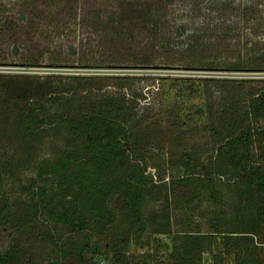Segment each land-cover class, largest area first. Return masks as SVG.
<instances>
[{
    "label": "trees",
    "instance_id": "1",
    "mask_svg": "<svg viewBox=\"0 0 264 264\" xmlns=\"http://www.w3.org/2000/svg\"><path fill=\"white\" fill-rule=\"evenodd\" d=\"M262 1L249 0L248 5L241 9L244 8V15L251 20L252 26L245 43L253 45L254 51L259 50V55L251 59L252 65L235 61L232 55H228L226 50L233 46L232 43L223 46L204 39L203 28L199 26L183 38L185 46L182 48L187 54L183 62L188 63L186 68L243 71L252 66L254 71H264ZM78 3L79 0H23L17 13L22 21L35 20L37 27L46 24L48 28L65 18L67 11L73 12L74 16ZM199 3L201 1H196L197 5ZM234 3L233 0L207 2L216 13L227 12ZM119 12L111 17L129 22L130 28L139 24L140 28L137 29L140 31L149 26L157 28L154 19L147 21L146 14L143 16V12L128 3L122 4ZM99 14L96 12L93 16ZM74 17L81 19L77 14ZM37 31L47 33L40 29ZM154 32L150 34L157 35ZM184 32L185 28L181 26L176 30V35L184 36ZM225 32L229 33L227 30ZM128 37L134 40L132 35ZM11 44L12 56H20V46ZM68 49L77 57L61 59L56 52L55 57L66 66H74V60L79 59V55L74 46ZM122 60L127 63L132 60L140 66L157 64L151 55ZM112 61L108 60L107 63ZM175 64L174 60L164 62L165 66ZM76 78L84 79L81 76ZM197 80L200 82L198 88L191 85L183 90L191 95L201 92L205 97L206 110L198 109L194 113L198 117L206 113L205 132L211 141L212 154L200 161L194 154L184 151L186 153L181 162L185 172L170 180V193L182 198L190 194L193 185H204L209 189V196H214L216 191L209 177L211 168L220 176L232 173L231 177L237 178L241 185L235 190L237 204L234 215L228 218L229 221L222 216L211 218L207 233L199 230L171 231L170 197L161 194L163 185L154 182L148 171V161L135 154V145L131 141L136 127L134 117L113 97H106L101 103H83L77 107L72 96H77L79 91L71 90L66 82H59L54 86L50 83L37 87L33 95L20 101L12 124V135L23 144L26 152L31 153L30 142L38 140L44 131H51L64 143L58 155L39 162L38 176L45 178L48 184L45 182L38 192H31V207L42 208L46 219L55 226H62L60 233L47 234L60 259H68L70 264H101L100 260H94L97 254H103L100 247L95 245L90 253L93 248L90 245L91 231L108 230L120 215L127 222V228L119 235L120 240L106 242L105 248L112 254L105 255L106 262L111 258L112 264L152 263L148 260L152 257L151 253L138 255L139 258L128 255L130 243L138 245L142 235L150 229L152 234L163 235L171 242L170 253L166 259H160L161 264H206L205 252L211 256L208 264H264V130L253 127L254 122L264 119V79L206 77ZM8 120L6 118L5 122ZM168 122L172 134H175L173 140L175 143L180 141L178 146L185 149L187 139H192L185 119L169 115ZM257 142L263 145V150L258 160L253 162L250 154ZM6 168L0 161V189ZM4 200L0 199V264H19L21 248L16 242L19 237L28 236V233L23 224L22 229L15 228L6 220L8 205ZM153 200L163 201L162 215H158L157 211H145ZM58 235L65 236V241L58 243ZM25 258L27 260V254ZM57 262L54 260L52 264Z\"/></svg>",
    "mask_w": 264,
    "mask_h": 264
},
{
    "label": "rangeland",
    "instance_id": "2",
    "mask_svg": "<svg viewBox=\"0 0 264 264\" xmlns=\"http://www.w3.org/2000/svg\"><path fill=\"white\" fill-rule=\"evenodd\" d=\"M22 1L0 0V161L7 167L0 199H5L8 205L6 220L15 228L22 229L23 224L28 233V236L23 235L16 242L21 248L19 264H52L54 260L58 264H70L68 259H60L58 250L47 237L48 233H60L62 226H55L46 219L42 208L31 207V192H38L45 182L48 184L45 178L38 176L39 162L58 155L64 147L63 140L54 137L51 131H44L38 140L30 142L29 154L12 135V124L20 101L33 95L37 87L50 83L54 86L66 82L71 90L79 91L77 96H72L77 107L83 103H101L106 97H113L134 117L136 127L131 141L135 145V154L148 161V171L154 182L163 185L161 194L170 197L171 231L199 230L207 233L210 231L208 223L211 218L222 216L229 221L228 218L236 212L235 190L240 185L237 178L231 177L232 173L220 176L211 168L210 183L216 191V197L209 196L208 187L193 185L190 194L180 198L170 193L169 184L173 177L185 172L181 162L186 153L184 151L194 154L200 161L212 154L211 141L205 132L206 113L201 117L194 113L198 109L206 110L205 97L201 92L191 95L183 89L191 85L198 88L200 82L197 79L206 77L264 79V71H254L252 66L243 71L186 68L188 63L183 62L187 55L182 48L185 46L183 38L200 26L204 39L223 46L232 43L233 46L226 50L228 55H232L235 61L252 65L251 59L259 55V50L254 51L253 45L245 43L252 26L251 20L244 15V8L241 10L248 5L249 0H233L235 3L231 9L218 13L209 8V0H79L74 12L81 19L67 11L65 18L48 28L46 24L37 27L38 22L35 20L22 21L19 18L17 10ZM196 1H201V4L197 5ZM127 3L143 12V16L146 14L147 21L154 19L157 28L149 26L140 31L137 29L140 28L139 24L132 30L129 22L111 17L120 14L121 5ZM262 10L264 19V4ZM96 12L101 14L93 16ZM181 26L185 28L184 36L176 35V30ZM38 29L47 33H39ZM154 30L157 35L150 34ZM128 35H132L134 40ZM11 43L20 46V56H12ZM71 45L77 50L79 59L74 60L76 65L66 66L55 55L57 53L61 59H74L76 55L69 53L68 49ZM205 54L208 53L205 51ZM150 55L157 63L154 66H140L132 60L131 63L122 60L141 59ZM112 59L111 63H107ZM168 60H174L176 64L165 66L164 62ZM78 76L84 79L76 78ZM169 115L185 119L188 125L186 129L192 133V139H187L185 149L178 146L180 141L175 143L173 140L175 134L169 128ZM6 118L9 119L7 123ZM253 127L264 130V119L254 122ZM262 147L258 142L253 146L251 161L258 160ZM163 207L162 200H153L145 211H157L158 215H162ZM126 228L127 222L118 215L108 230L91 231L90 245L93 248L90 253L95 245L103 253L97 254L95 261L112 264L111 258L106 262L105 255L112 254L105 244L120 240L119 235ZM57 241H65V236L58 235ZM130 245L129 256L139 258L138 255L147 253V256L151 253L152 257L148 259L152 261L150 264H161L160 259H166L171 248L169 239L152 234L150 229L142 235L138 245ZM210 261V254L205 252L204 263Z\"/></svg>",
    "mask_w": 264,
    "mask_h": 264
}]
</instances>
